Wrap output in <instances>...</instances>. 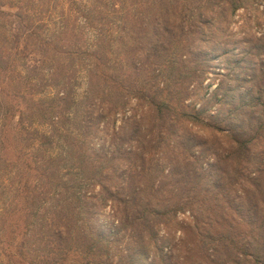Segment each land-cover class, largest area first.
<instances>
[{
	"label": "trees",
	"instance_id": "16d2710c",
	"mask_svg": "<svg viewBox=\"0 0 264 264\" xmlns=\"http://www.w3.org/2000/svg\"><path fill=\"white\" fill-rule=\"evenodd\" d=\"M240 10L261 26L264 0H0V264H264V33Z\"/></svg>",
	"mask_w": 264,
	"mask_h": 264
},
{
	"label": "rangeland",
	"instance_id": "374dc122",
	"mask_svg": "<svg viewBox=\"0 0 264 264\" xmlns=\"http://www.w3.org/2000/svg\"><path fill=\"white\" fill-rule=\"evenodd\" d=\"M244 12L242 11V10H240V11H238L236 14V16L234 17V20L235 21H237V23L235 24V26L233 27V32H236L237 34H238V38H240V36H242V34H253L254 35V33H255V36H261V35H263V33H264V28H262V26H264V21H262L260 24H261V26H259V27H255L254 26V14L255 13H252V12H250L249 11V13L247 14L248 15V18L250 19L248 22H247V20L246 19H241V15L243 14ZM262 28V29H261ZM26 57H27V61H28V64L29 65H34L35 66V64H36V61H37V59H38V56H37V54H34V53H32L31 55L29 54V52H26ZM258 63H259V61L256 63V65L252 68V69H250V67L249 68H247V66L246 65H244V66H242V69L241 70H243V72H246V70H249L248 72H247V74H251L252 73V70L254 69V68H257V66H258ZM218 64L215 62L214 63V66H215V71H214V73L212 72V73H210L209 74V77H208V80L205 82V84H204V87H207L208 89L206 90V88L205 89H203V93H205L206 94V97H208L209 95H210V93L214 90V88H215V86H216V84L222 79L221 77H220V75H217V72H218V70H217V67H220L219 69V73H223V70L221 69V68H223V65H221V66H217ZM225 72V71H224ZM57 79H58V77L59 76H55ZM200 105V104H199ZM132 107H134L133 105H132ZM135 110H136V107H135ZM134 114V112H133V110H131L130 112H128V116L129 115H133ZM138 118V117H137ZM140 118V123H145L146 122V120H145V117L143 116V117H139ZM118 125H119V122H118ZM179 132H181V134L182 135H184L183 137H184V139L187 141V139L188 138H191V135H194V136H198L199 137V139H201V140H203V139H205L206 141L207 140H209V141H211V139H210V134H207V133H205V134H203V136H200V134H198L197 133V131L195 130V129H193L191 126H184V127H181L180 129H179ZM190 133V134H189ZM187 135H188V138H187ZM101 139L103 140V144L104 145H107V143L108 142H106L107 140H106V135H102L101 136ZM174 140L176 141V138L174 137ZM109 145V144H108ZM171 146V145H170ZM205 146H207V144L205 143ZM172 147V146H171ZM179 152H181L180 151V149H178V147H176V146H174V147H172V149L171 150H169V151H167L166 152V155H164V156H166L168 159H174L175 157H177L178 156V154H179ZM178 160V159H177ZM159 185V184H158ZM194 216L191 214V212L190 211H187V212H185V213H182V212H180L179 214H177V220H179L180 222H182V221H185V222H187V221H191V219L193 218ZM231 217H233V216H231ZM234 219H235V217H233ZM104 222L109 226L110 225V220L109 219H107V218H105V220H104ZM185 234L182 232V231H179V232H177L176 234H175V237L176 238H183V236H184Z\"/></svg>",
	"mask_w": 264,
	"mask_h": 264
}]
</instances>
